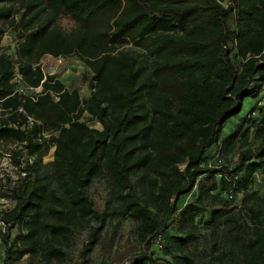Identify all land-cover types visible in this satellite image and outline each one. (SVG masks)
Masks as SVG:
<instances>
[{
    "label": "trees",
    "instance_id": "16d2710c",
    "mask_svg": "<svg viewBox=\"0 0 264 264\" xmlns=\"http://www.w3.org/2000/svg\"><path fill=\"white\" fill-rule=\"evenodd\" d=\"M0 19L9 23L0 39L12 30L17 54H0V145L22 174L6 185L15 205L0 213V233L15 224L25 232L6 247L3 264L26 255L63 264L81 231L79 264H88L96 224L107 218L89 193L103 172L119 214L138 222L143 249L126 264H264V193L250 191L264 170V115L252 125L256 147L240 131L222 141L224 159L239 151L234 168L202 164L226 122L263 92L264 0H0ZM129 44L150 51V67ZM46 55L84 63L90 95L45 75ZM18 85L41 91L30 96ZM85 113L102 129L83 121ZM52 147L54 159L43 165ZM194 189L196 200L180 209ZM172 228L170 246L151 254Z\"/></svg>",
    "mask_w": 264,
    "mask_h": 264
},
{
    "label": "rangeland",
    "instance_id": "374dc122",
    "mask_svg": "<svg viewBox=\"0 0 264 264\" xmlns=\"http://www.w3.org/2000/svg\"><path fill=\"white\" fill-rule=\"evenodd\" d=\"M15 9L16 5H12ZM9 26V23L5 19H0V26ZM9 28L5 29L3 36L0 39V49L6 51V54H11L13 60H16V44L14 35ZM6 49V50H5ZM126 50L132 52L138 57L144 67H150L153 56L150 51L129 44L125 47ZM16 57V58H15ZM53 60V59H52ZM55 63V61H52ZM57 66L60 67V75L67 80V85L71 89L73 87L81 88V97L85 98L90 95V92L83 84V75L89 70L84 63H82L77 57L58 58ZM54 65V64H53ZM45 65L44 70L47 71ZM58 75V74H57ZM18 90L30 96H34L36 93L41 91V88L32 90L22 85H18ZM264 85L263 92L258 97L247 98L244 103L242 110L239 114L230 118L223 127L221 140L218 144L214 145L208 150L203 158L202 164L204 166H218L222 163L228 164L234 168L237 164L239 151L234 152L228 158L224 159L220 154L222 141L228 138L230 135L240 131V137L247 135L251 141L250 147H256L259 144V140L254 135V128L252 127L254 122H258L264 115ZM83 121H85L92 128L102 129L100 123L94 119L88 113L84 114ZM47 135V132L45 133ZM47 141L50 145H54L55 135L47 136ZM6 146L0 145V213L13 208L15 201L6 194V185L11 179V182L22 177L20 174L21 168L14 169V166L10 162V158L5 156ZM16 148L18 151H22L20 146L12 145L9 146V150ZM54 148L52 147L48 154L43 157L42 164H50L54 159ZM22 156L25 153L21 154ZM33 159V158H31ZM25 163L22 164V166ZM183 167V166H182ZM22 173V172H21ZM250 191H257L264 193V170L257 172L253 179V186ZM89 193L93 198L97 208L101 212L107 214L106 220L101 224H96L100 227L99 233V244L96 245L92 253L88 257V264H126L131 257L139 253L143 246L137 240L138 222L133 218L121 216L118 210L117 193L115 192L110 177L103 172L102 175L97 178L90 186ZM227 195V193H226ZM233 195V193H232ZM197 197V189H194L190 193L180 197L178 200V207L182 209L186 204L194 202ZM243 195L238 194L233 200V206L240 208L242 207ZM209 219V214L198 218L196 222L202 226L204 221ZM3 224L0 221V230L3 229ZM19 224H15L0 233V264L4 263L5 249L7 246L13 245L16 240L22 237L25 232ZM175 234V230L169 229L165 234V240L163 247L152 244L150 253L160 256L163 253V249L166 246H170V238ZM87 238V231H81L77 235L74 241V246L71 249V255L69 259L63 264H79L80 263V252ZM112 244V250L108 251V246ZM202 245V242H201ZM202 248V247H201ZM15 264H40L37 258H33L30 255L24 256L23 259L16 262Z\"/></svg>",
    "mask_w": 264,
    "mask_h": 264
},
{
    "label": "crops",
    "instance_id": "0c3cea01",
    "mask_svg": "<svg viewBox=\"0 0 264 264\" xmlns=\"http://www.w3.org/2000/svg\"><path fill=\"white\" fill-rule=\"evenodd\" d=\"M57 59L58 58H55L51 55H46L42 58L41 63H42V68H43L45 75L58 74L59 80L66 86V88L69 90H73L75 87H73L72 89L68 87L67 85L69 84L67 83V80H65L64 77L60 75L59 71L61 68L57 66L58 64ZM52 61H55V63ZM47 64H48V69L47 71H45L44 68H45V65L47 66Z\"/></svg>",
    "mask_w": 264,
    "mask_h": 264
},
{
    "label": "built area",
    "instance_id": "2783aa9c",
    "mask_svg": "<svg viewBox=\"0 0 264 264\" xmlns=\"http://www.w3.org/2000/svg\"><path fill=\"white\" fill-rule=\"evenodd\" d=\"M15 46H16V45H15ZM3 52H6V51H3V50L0 49V54L3 53ZM15 69H16V76H15L14 81H15V82H21V80H22V76H21V74L19 73L18 64H16V63H15ZM262 106H263V108H264V103H263ZM155 242H156V244H157L159 247L162 246V244H161V237L158 236V237L156 238Z\"/></svg>",
    "mask_w": 264,
    "mask_h": 264
}]
</instances>
